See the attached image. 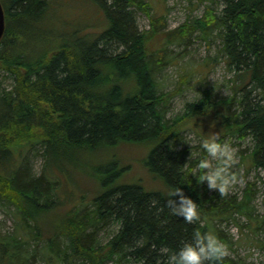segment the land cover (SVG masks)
I'll list each match as a JSON object with an SVG mask.
<instances>
[{
  "label": "trees",
  "instance_id": "16d2710c",
  "mask_svg": "<svg viewBox=\"0 0 264 264\" xmlns=\"http://www.w3.org/2000/svg\"><path fill=\"white\" fill-rule=\"evenodd\" d=\"M85 1L106 21L95 36L60 33L51 16L62 0H1L0 209L15 224L0 232V264H168L173 252L194 242L196 230L232 246L220 225L238 224L240 215L251 228L259 223L253 195H211L200 180L207 168L195 171L209 152L203 145L202 157L188 163L184 133L191 122L219 121L226 133L216 142L226 136L228 144L249 141L240 164L251 161L264 184V0H200L203 17L166 32L165 17L152 13L149 0ZM139 12L150 17V31H141ZM157 33L166 40L154 53ZM194 39L209 48L218 42L217 57L232 73L230 92L215 97L206 89L170 119L169 103L183 90H160L166 48H187ZM126 145L148 148L144 164L163 189L122 181L127 167L115 151ZM31 154L44 159L40 172ZM76 171L92 175L99 190L89 202L83 198L61 212V176L72 180ZM177 188L198 203V220L188 223L169 206L170 199L179 206V196L172 195ZM215 264L247 263L224 256Z\"/></svg>",
  "mask_w": 264,
  "mask_h": 264
},
{
  "label": "rangeland",
  "instance_id": "374dc122",
  "mask_svg": "<svg viewBox=\"0 0 264 264\" xmlns=\"http://www.w3.org/2000/svg\"><path fill=\"white\" fill-rule=\"evenodd\" d=\"M73 3L72 0H62L61 4L56 6L52 13V24H55L60 33H71L81 31L83 34L97 35L106 26L103 13L93 4L83 0ZM152 7V13L165 17V27L162 31L173 30L187 22H192L196 18L203 17L205 13V4H200V0H149ZM75 6V7H74ZM138 24L141 31H150L151 19L148 15L139 12ZM165 37L157 33L155 39L150 46L152 52L156 53L165 44ZM217 44L208 47L207 42L194 39L187 48L178 44H171L166 48L165 58L169 63L159 74L158 80L160 90L162 92L178 93L169 103L168 118L172 119L182 114L185 105L195 102L203 95L206 89L211 90L215 97H223L229 91L230 79L232 73L226 67L225 60L217 57ZM2 77L6 75L1 73ZM4 78V77H3ZM2 78V79H3ZM187 79L188 82H185ZM12 78L6 79V84L11 85ZM226 130L219 121L207 119L203 122H191L187 126L184 133V146L189 151L188 163L202 157L203 145L205 140H218L224 136ZM229 136H226L221 145L228 144ZM233 151V159L230 162L231 168H227V174L235 179L230 184L228 194L243 199L248 192L252 193L253 200L251 206L254 207L255 217L259 223L253 222L252 228L249 227L250 221L245 216H238L236 224L234 221L221 223V228L230 238L232 246H229L228 254L236 260H242L247 264H264V184L262 181V173L256 169L251 161L245 160L240 164L241 158L239 152L246 149L250 143L239 142L234 140L232 144H228ZM120 162L127 167L125 176L122 181L127 183L138 182L145 186L148 190H161L164 185L154 178V176L146 168L144 161L148 154V148L142 145H126L120 147L117 151ZM249 155V152L245 153ZM209 168L215 169L221 156L217 154L207 155ZM31 163L34 170L40 172L44 164L41 156L30 155ZM102 159V158H100ZM226 159V157H225ZM97 164V161L91 160ZM199 166L196 167V170ZM74 179L68 180L66 175L61 176L63 187L60 192L63 197L66 196L64 206L61 212L75 208L85 198V202H89L95 197L99 190L98 183L89 173L79 171L75 172ZM210 194L220 193L218 189H211L206 181ZM67 193H71L67 197ZM261 223V224H260ZM15 221L13 216L6 215L4 209H0V232H9L13 230ZM256 224H260L257 231H253ZM115 228L106 229L102 236L106 240V236ZM106 242V241H103ZM43 264V262L38 263ZM112 264V263H109Z\"/></svg>",
  "mask_w": 264,
  "mask_h": 264
},
{
  "label": "clouds",
  "instance_id": "9594fccd",
  "mask_svg": "<svg viewBox=\"0 0 264 264\" xmlns=\"http://www.w3.org/2000/svg\"><path fill=\"white\" fill-rule=\"evenodd\" d=\"M204 147L212 155L219 154L221 157H226L223 160V166L211 169L205 173L200 180L207 181L211 189H218L220 194L226 195L229 191L230 184L235 179L227 174V165L233 159V151L228 144L221 145L215 139L204 141ZM199 167L201 169L209 168L207 160H201ZM174 197L179 196V206L173 207L177 204L176 199H170L168 204L177 215H180L188 223H192L200 218L198 211V203L191 197L184 195L182 188H177L172 194ZM194 242L185 243L178 252H173L168 257V264H205L206 261L221 260L228 254L227 246L213 233H201L196 230L193 237ZM168 252L167 248L162 249Z\"/></svg>",
  "mask_w": 264,
  "mask_h": 264
},
{
  "label": "water",
  "instance_id": "95a60500",
  "mask_svg": "<svg viewBox=\"0 0 264 264\" xmlns=\"http://www.w3.org/2000/svg\"><path fill=\"white\" fill-rule=\"evenodd\" d=\"M6 28V22H5V12L2 5V2L0 0V41L2 40Z\"/></svg>",
  "mask_w": 264,
  "mask_h": 264
}]
</instances>
